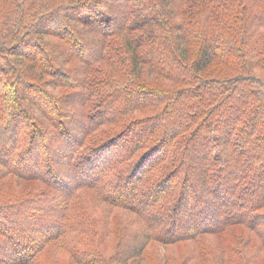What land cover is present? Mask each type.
<instances>
[{
    "label": "trees",
    "instance_id": "obj_1",
    "mask_svg": "<svg viewBox=\"0 0 264 264\" xmlns=\"http://www.w3.org/2000/svg\"><path fill=\"white\" fill-rule=\"evenodd\" d=\"M6 130L0 181L51 191L0 198V264H264V0H0Z\"/></svg>",
    "mask_w": 264,
    "mask_h": 264
},
{
    "label": "rangeland",
    "instance_id": "obj_2",
    "mask_svg": "<svg viewBox=\"0 0 264 264\" xmlns=\"http://www.w3.org/2000/svg\"><path fill=\"white\" fill-rule=\"evenodd\" d=\"M110 5L111 6H114L113 4H110ZM116 8H118V7H116ZM25 50L26 51H29V49H25ZM75 50H76V53L79 52L76 48H75ZM218 67L219 66L217 64L215 65L214 63H212L210 65V70L208 72H206V73L211 72V69H212L211 74L212 73H215L217 70H220V69H217ZM220 71H222V70H220ZM52 73L55 74V75H60V72L59 71H55L54 70ZM68 76L69 77H72V78L74 77L73 74H71V75L68 74ZM47 78H48L47 76H44V78L40 79V81H41L40 83L43 84V87L44 88H46L49 91L51 90L52 92L55 91V93H57V94H65V92L67 91V89H65V88H61V89L60 88H58V89L55 88V89H52L46 83L45 84L42 83V82H45V79H47ZM17 91H18L17 93L19 94V96H21L23 94H26V95H28L30 97V99L33 102L37 103L38 106L46 107V105H44L43 101L40 100L37 97V95H35L33 93V90L18 89ZM13 92H14L13 89L9 90V93L10 94H13ZM67 95H69L67 97L68 99H71V100L74 101L73 105L71 106L72 107L71 109L75 112V116L74 117L76 118V117L79 116V114H80V108H81V105H80V103L77 100V94L76 93H72V94L69 93ZM5 106H6V104L4 105V107ZM29 108L33 109L32 112H34V114H36L38 117H40V118L42 117L40 115V110L38 108H36L34 106L32 107L31 105H30ZM22 118L23 117H20V115H19L18 120L21 121ZM15 123H16V120H13L12 126H14ZM168 127H171V124H169ZM76 129H78V128H76ZM102 129H103V127H102ZM21 130H22V128L20 127V128H18V130H10V132L13 134V133L19 132ZM49 133L50 132H48L47 134H49ZM8 135H9V130H6L0 136H1L2 139H5ZM34 136H35L34 141H36L40 145L43 143V141L46 142V143H49V148H47V150H49V153L53 157L56 158L54 160L55 163H56L55 166L57 168H59V169H63L62 166H61V164L62 165H65V158L64 157H61V158L59 157L57 159L58 156L56 154H54L55 151H56V153L58 155L64 154V151L61 152V148H58L60 146V144H58L56 142H50L51 139L48 138L46 135H44L45 137H43V134L41 132H37ZM6 140H8L9 143L10 142L11 143H15V141H17L18 139L15 138V137H13L11 139L9 138V139H6ZM35 146L32 148V152H30L29 154H33V151L36 148ZM0 154L3 155V156L5 155L4 154V151H0ZM40 155H41V153H40ZM40 155H39V157L40 158H43V156H40ZM27 156L28 157H31V155H27ZM70 175L73 176L72 174H70ZM67 180H68V182H71L74 179L72 177H68ZM31 184H32V189L29 192H27V193H32L36 189H37V191H40V190L41 191H46V192L47 191H51V189L49 187H47L46 185L36 186L38 183H31ZM31 184H30V182L28 183V182H23V181H19V182L17 181V183H15L14 180H10L8 178L7 179H4V180L0 181V198H6V196H10L11 194H14L15 192H23V191H26V190H28L30 188ZM90 196H92V194L89 195V197ZM95 209H96V205H95ZM96 211H97V209H96ZM101 212H103V213L105 212V215L108 216V219L109 220H110L112 214H113V216H118L119 217V213H120L119 210H113V209L104 210L103 208H102ZM123 218L125 219V221H127V220H130L131 216H130V214H127L126 213V214L123 215ZM207 238H208V242H209L210 245L217 246V244H218V240L217 239L213 238L214 239L213 240L212 237H207ZM106 244L107 245L112 244V239L110 240V237L106 240ZM192 248H193L192 245H188V244H186L184 242H182L180 244H175V245H163V244H160V243L151 242V244H150V246L148 248V253L154 259V261L157 264H159L160 262L162 263L164 261V259L165 260H168L167 261L168 264H179V262L181 264H187V263L188 264H192L191 259H188L186 262H184L185 261L184 260V256L185 255H191L190 253L192 251ZM54 249L55 248H51V250H54ZM258 252L260 253V251H258ZM254 257H256V256H254ZM56 258L59 259L61 263H65V262L68 261V254L66 252H64V251H59L58 255H56ZM171 259H174V260H171Z\"/></svg>",
    "mask_w": 264,
    "mask_h": 264
}]
</instances>
